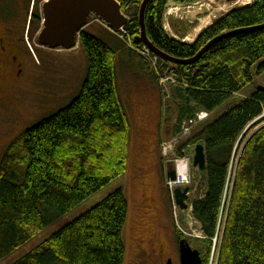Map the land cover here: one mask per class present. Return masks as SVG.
I'll use <instances>...</instances> for the list:
<instances>
[{"label":"trees","instance_id":"1","mask_svg":"<svg viewBox=\"0 0 264 264\" xmlns=\"http://www.w3.org/2000/svg\"><path fill=\"white\" fill-rule=\"evenodd\" d=\"M41 1L36 0L32 17L38 23ZM117 1L129 18L122 31L106 27L103 36L84 30L79 37L85 73L67 98L72 100L22 129L3 152L0 263L126 174L132 125L120 93L118 65L125 62L150 69L157 83L158 70L179 82L177 131L184 118H194L193 111L209 113L191 140L192 146L198 141L205 144L208 166V183L193 206V217L210 248L225 224L217 264H264V127L242 147L228 203L225 198L237 147L264 118V28L228 35L193 64H175L139 41L145 0ZM169 1L190 6L201 0H150L145 9L146 36L155 47L181 60L193 59L226 32L264 25V0H248L247 4L254 3L231 10L203 31L212 24L207 18L210 24L196 28L203 33L190 45L183 39L194 23H171L178 38L164 28ZM189 146L183 144L178 156L184 157ZM128 212L126 193L117 189L13 264H125ZM200 254L202 264H207L202 250Z\"/></svg>","mask_w":264,"mask_h":264},{"label":"rangeland","instance_id":"2","mask_svg":"<svg viewBox=\"0 0 264 264\" xmlns=\"http://www.w3.org/2000/svg\"><path fill=\"white\" fill-rule=\"evenodd\" d=\"M45 1H41L38 7L41 19L42 5ZM247 1L201 0L188 9L191 11L194 7L201 11L202 14H198L197 17L181 12H179L180 14H170L168 9L165 12L163 25L169 35L178 38L173 32V24H171L174 21L178 23L193 21L191 23L195 25L192 30L202 24L203 27H206L210 24L207 19L211 20L210 14H216L215 20L220 19L235 8L254 3L247 4ZM26 4L28 9V0H26ZM35 4L36 0H32L29 8L32 10V6L34 8ZM202 4L207 10L200 7ZM199 19L200 22H198ZM27 20L26 29L29 35L27 34V37L25 35L24 40L31 53V55H27V64H30L28 65V72H33L34 76L41 77L35 78V80L29 78L21 82L19 91L13 95L9 94L8 100L0 103V159L4 155L3 152L8 149L10 141L19 137L22 129L30 127L38 119L41 120L43 117L51 115L72 100L71 97L67 98L75 93L85 73V54L81 50L80 40L71 50L48 49L38 41L43 19L38 25L39 27L33 29L34 31L37 29L35 36H31L32 31L28 29L29 14ZM106 29V25L93 15L85 27L86 31L100 33V35H103V31L107 32ZM192 30L183 39L185 43L190 45L195 43L203 33L202 31L198 36L190 35ZM122 54V52L118 54L120 59ZM153 62L156 65V61ZM125 64V62L124 64L118 63L120 93L126 104V111L132 125L126 174L101 189L88 201L68 213L66 217L47 227L44 232L14 251L12 256L0 264H13L14 261L31 252L57 230L79 218V215L96 206L101 200L111 195L113 191L121 188L126 193L129 203V216L123 233L125 247H127L125 264H152L153 258L143 256L142 252L151 239L157 238L172 246L174 251L170 252V255L174 256L178 250L176 248L179 246V233L183 235L182 238L188 240L194 249L202 250L203 254L206 255L207 264L218 263L225 224L220 228L219 234L212 239L211 248L204 243V236L200 231L201 225L193 217V204L199 201L200 196L205 191L203 185H200V178L196 179L197 169L191 166L189 185H193V190L187 202L188 210L182 211L176 205L174 200L175 185H170L168 179V173L170 170H174V161L182 158L178 156V149L186 142L192 146L191 142L193 141L191 140L200 130L199 123L207 121L210 115L208 112L195 110L193 111L194 118H184L180 131H177L180 125L177 122L178 110L179 105L182 104V101L176 97V88L179 82L175 78L163 76V72L158 70L160 82L157 83L153 80L150 69L143 71L139 69L140 67L137 68V65L132 67L131 63L126 64L127 66ZM62 85L63 87H61ZM49 91L51 94L47 95ZM75 96L76 94L73 97ZM220 111L222 112L223 109ZM262 127H264V118L261 124L251 129L241 146L237 147L234 160L231 162L230 181L227 186V196H225L226 203L230 199L241 149L245 142ZM185 156H187V150L184 152ZM140 240L144 241L146 247L138 245ZM203 246H206V249Z\"/></svg>","mask_w":264,"mask_h":264},{"label":"water","instance_id":"3","mask_svg":"<svg viewBox=\"0 0 264 264\" xmlns=\"http://www.w3.org/2000/svg\"><path fill=\"white\" fill-rule=\"evenodd\" d=\"M150 0L143 2L141 10V26L142 35L139 41L146 44L150 49L160 58L168 62L175 64H193L208 51L214 43L225 38L226 36L236 35L237 33L253 31L264 28V25L247 29H236V31L226 32L210 42L202 51L196 55L193 59H178L173 56H169L162 50L153 45L150 39L146 36V26H144L145 9ZM169 7H178L180 12L188 14L192 17L201 15V11L193 7V11L188 10L187 6L182 3H176L169 1ZM97 17L102 23H105L110 29L114 31H122L128 22L129 18L122 11V5L117 0H47L42 5V29L38 36V41L43 46L50 49L71 50L79 43V37L85 27L88 25L91 16ZM198 19V18H196ZM195 157L192 167L197 169L196 179L200 178V185H206L208 183L207 177V155L205 154V144L203 141H198L195 146H190L187 149V156ZM168 179L172 183H176L177 174L175 170H170L168 173ZM193 190V185H187L186 187L176 186L174 189V200L176 205L180 207L182 211L188 210L187 204L189 195ZM196 203V202H195ZM194 205V204H193ZM183 218V215L181 216ZM180 255L181 264H202L203 258L200 254V250L194 249L189 244L187 239H181L180 242ZM168 264H172L169 260Z\"/></svg>","mask_w":264,"mask_h":264},{"label":"flooded vegetation","instance_id":"4","mask_svg":"<svg viewBox=\"0 0 264 264\" xmlns=\"http://www.w3.org/2000/svg\"><path fill=\"white\" fill-rule=\"evenodd\" d=\"M26 7V0H0V103L7 101L9 94L13 95L18 92L21 82L29 78L35 80L40 77L34 76L33 72H28L30 64H27V55L29 56L31 53L24 40L25 35L26 37L27 34L29 35L26 29L27 15L29 14L28 29L32 31L31 36L36 35L37 29L36 31L33 29L38 28L40 23L32 18L35 11L33 6L32 10L29 8L31 4L28 5L30 10ZM179 242L175 257L170 255V252L174 251L172 246L158 238L151 239L147 247L142 240L138 245L146 247L142 255L153 258L152 264H168L169 260L172 264H181Z\"/></svg>","mask_w":264,"mask_h":264},{"label":"clouds","instance_id":"5","mask_svg":"<svg viewBox=\"0 0 264 264\" xmlns=\"http://www.w3.org/2000/svg\"><path fill=\"white\" fill-rule=\"evenodd\" d=\"M194 155L191 157H182L177 161H174V170L177 174V180L184 184L190 183L191 179V166L194 162Z\"/></svg>","mask_w":264,"mask_h":264},{"label":"bare ground","instance_id":"6","mask_svg":"<svg viewBox=\"0 0 264 264\" xmlns=\"http://www.w3.org/2000/svg\"><path fill=\"white\" fill-rule=\"evenodd\" d=\"M201 4V3H200ZM192 6V5H191ZM201 8L202 7H204L205 9H206V7H205V5L204 4H202V6H200ZM201 8H199V9H201ZM207 10V9H206ZM180 12V9L178 8V7H175V8H170L169 9V11H168V13H172V14H180L179 13ZM216 14H210V18H211V20H212V24L210 25V26H212L213 25V22L215 21V19H216ZM198 22H200V19H199V21ZM209 27V26H208ZM207 28V27H206ZM192 34H195V35H199V33H197V31H196V29H194V30H192V33L190 34V35H192ZM171 184H174L175 185V187L177 186V185H182V186H187L188 184H190V183H188V184H184V183H182V182H179V181H177L176 183H170V185ZM174 188V187H173ZM192 229V228H191Z\"/></svg>","mask_w":264,"mask_h":264}]
</instances>
